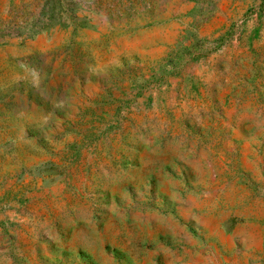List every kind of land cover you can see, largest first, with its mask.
I'll use <instances>...</instances> for the list:
<instances>
[{
    "label": "rangeland",
    "instance_id": "374dc122",
    "mask_svg": "<svg viewBox=\"0 0 264 264\" xmlns=\"http://www.w3.org/2000/svg\"><path fill=\"white\" fill-rule=\"evenodd\" d=\"M0 264H264V0H0Z\"/></svg>",
    "mask_w": 264,
    "mask_h": 264
}]
</instances>
